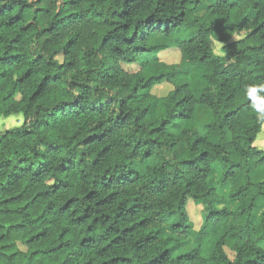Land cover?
<instances>
[{
	"label": "trees",
	"instance_id": "trees-1",
	"mask_svg": "<svg viewBox=\"0 0 264 264\" xmlns=\"http://www.w3.org/2000/svg\"><path fill=\"white\" fill-rule=\"evenodd\" d=\"M201 5L0 0V264H264V0Z\"/></svg>",
	"mask_w": 264,
	"mask_h": 264
},
{
	"label": "rangeland",
	"instance_id": "rangeland-1",
	"mask_svg": "<svg viewBox=\"0 0 264 264\" xmlns=\"http://www.w3.org/2000/svg\"><path fill=\"white\" fill-rule=\"evenodd\" d=\"M213 3H214V0H202V5L198 9L197 15L200 17H203L207 12V8L210 5H212ZM244 36H245V34H241L240 36L237 37V39H242V38H244ZM220 49H221V45L215 42L214 43V51L217 55L220 54ZM160 57H161L162 61H164L168 64H176L180 61L179 53L176 51H173V50H168L166 52L161 53ZM132 69L133 68H130V70H132ZM170 90H172V86L170 87V85L164 84V85L160 86L159 88H157L154 91V94L157 96H165L168 94V92ZM202 108H207V107L202 106ZM207 121H208V114H207L206 110H204L203 112L200 111L199 112V123H200L199 130L201 132H203L204 125L206 124ZM22 123H23V116L22 115L12 116L10 118H4L1 120L0 132H4L6 130H10V129L19 127L22 125ZM254 146L259 150H264V125H263L261 133L259 134V136L257 137V140L255 141ZM215 171L216 172L222 171L220 164L216 165ZM257 173L258 174L260 173L263 175L264 174V166L259 168ZM256 177H257L256 174H254L253 182H258ZM219 180H220V175L217 174V176H212L211 181H210V185L212 187H217L219 189V194L221 195V197H223L224 203H223V205L219 206V209L227 208L228 210L232 211L235 209V205L229 199L230 191L227 188V186L221 185L219 183ZM187 210H188V213H189L191 220L194 222L195 226L197 228H199L201 223H202L203 208L196 206L195 203L191 201L187 207ZM263 247H264V245H263ZM186 250H187V248H183L178 252V254H183L186 252ZM229 255L232 257V253L229 252Z\"/></svg>",
	"mask_w": 264,
	"mask_h": 264
},
{
	"label": "clouds",
	"instance_id": "clouds-1",
	"mask_svg": "<svg viewBox=\"0 0 264 264\" xmlns=\"http://www.w3.org/2000/svg\"><path fill=\"white\" fill-rule=\"evenodd\" d=\"M220 55H224V53H220ZM259 87H260L261 90H264V84L259 85Z\"/></svg>",
	"mask_w": 264,
	"mask_h": 264
}]
</instances>
